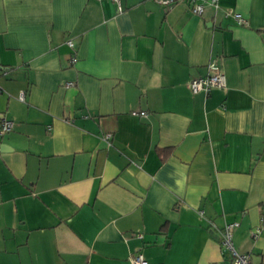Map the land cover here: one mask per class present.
Here are the masks:
<instances>
[{
  "label": "crops",
  "instance_id": "obj_1",
  "mask_svg": "<svg viewBox=\"0 0 264 264\" xmlns=\"http://www.w3.org/2000/svg\"><path fill=\"white\" fill-rule=\"evenodd\" d=\"M160 1L0 0V264H264V0Z\"/></svg>",
  "mask_w": 264,
  "mask_h": 264
},
{
  "label": "built area",
  "instance_id": "obj_2",
  "mask_svg": "<svg viewBox=\"0 0 264 264\" xmlns=\"http://www.w3.org/2000/svg\"><path fill=\"white\" fill-rule=\"evenodd\" d=\"M115 5L118 11L121 10L120 0H111ZM186 2L190 6V10L195 15H201L204 9V2L202 0H161L162 5H169L175 2ZM209 4L214 7H217V0H209ZM230 13L238 25H245L246 20L243 19L239 14L234 12ZM67 47L72 50V55L70 57V63L74 64L76 57L74 54V45L71 40H66ZM208 75L205 77L195 78L189 81L188 89L189 91L196 94H203L207 96L210 91L214 88H225L226 86V77L222 72L221 68L214 62L211 61L208 63ZM71 83H66L65 86H70ZM1 92V89H0ZM19 101H24V93L20 92L18 95ZM132 116H145L144 112H131ZM13 128V122L5 118H0V136L11 131ZM106 137H110L107 135ZM237 223L226 224L220 234V247L223 253L227 254V263L226 264H251L249 254H239L233 245L232 234L233 230L237 227ZM264 229V217L260 219V224L251 230L252 238H257ZM140 237V236H138ZM130 264H147L141 253H133L129 257Z\"/></svg>",
  "mask_w": 264,
  "mask_h": 264
}]
</instances>
